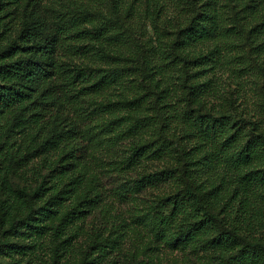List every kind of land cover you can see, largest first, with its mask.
Wrapping results in <instances>:
<instances>
[{"label": "trees", "instance_id": "obj_1", "mask_svg": "<svg viewBox=\"0 0 264 264\" xmlns=\"http://www.w3.org/2000/svg\"><path fill=\"white\" fill-rule=\"evenodd\" d=\"M141 1L111 0V9L116 14L127 12L135 21L143 6ZM147 1L158 8L154 11L157 21L164 24L160 32L155 30L163 39L156 46L155 56L164 66L174 64V99L178 101L174 103V136H180L175 147L180 157L174 174L169 170L150 172L136 183L144 191L172 177L182 184L181 189L154 205L156 241L150 244L164 241V228L170 221H175L178 239H196L207 228L217 226L220 229L216 243L233 250L234 261L264 264V222L260 224L258 208L253 206L249 214L244 207L247 201L238 202L255 181L264 186V116L260 111L246 113L244 109L234 111L232 116L216 117L217 106H207L202 100L209 82H199L200 69L217 68L229 44L237 46L244 41L254 47L264 38V1ZM43 5L44 0H0V171L6 170L11 161L1 139L6 128L23 136L18 148L36 144L32 151L38 153V158L57 153L78 158L86 145L84 130L89 126L91 102L103 97L123 76L121 71L103 70L108 61L117 57L116 52L120 53L116 46L108 45L109 25L114 22L98 17L104 1L77 3L75 15L68 20V11L50 19ZM261 47L263 43L257 46ZM204 48L208 50L206 54L202 53ZM146 63L144 69L153 64V59H146ZM156 95L155 101L160 93ZM171 109L157 106L158 113L164 111L160 116L168 122L162 129L170 123ZM154 145L151 142L136 147V160L159 157L161 150L153 151ZM203 151L214 153L219 166L226 157L236 178L227 172L218 175L214 165L200 172L199 166L207 163L201 156ZM28 154H24L25 159ZM202 173L217 180L207 193L202 190L207 180L201 182L198 178ZM230 184L234 189L225 192L231 195L229 202L215 210L205 195H217ZM42 188L38 186L29 197L40 202L44 199ZM232 202L239 215L237 220L229 218ZM84 208L88 211L79 214L91 213L92 206ZM53 214L52 209L43 208L35 218L28 217L13 229L29 237L41 235L46 227L40 222Z\"/></svg>", "mask_w": 264, "mask_h": 264}, {"label": "rangeland", "instance_id": "obj_2", "mask_svg": "<svg viewBox=\"0 0 264 264\" xmlns=\"http://www.w3.org/2000/svg\"><path fill=\"white\" fill-rule=\"evenodd\" d=\"M89 1L44 0L43 10L50 19L68 11V20L75 15L77 3ZM102 1V15L98 17L114 22L109 23L108 45L120 52L103 70L121 71L123 76L103 97L91 102L89 126L84 130L86 145L76 159L62 153L38 158L32 151L36 144L18 148L23 136L14 129L3 130L1 139L11 161L0 171V264H239L233 260V250L216 243L217 226L207 228L196 239H178L175 221H170L164 228V241L154 243L157 228L153 207L182 184L172 177L144 191L136 182L150 172L169 170L174 174L180 157L175 149L180 136H174V103L178 102L174 99V64L164 66L155 56L156 46L163 40L155 30L160 32L164 24L157 21L154 11L158 8L152 2L141 1L143 6L134 21L127 12H113L111 0ZM262 43L264 38L258 45ZM258 45L249 47L244 41L237 46L229 44L217 68L200 69L205 74L200 73L199 82H209L202 100L207 106H217L216 117L232 116L244 109L246 113L260 111L264 116V109L260 110L264 108V47L258 49ZM207 52L206 48L202 51ZM150 58L153 64L144 69ZM156 92L160 93L157 101ZM157 106L173 108L167 128L161 127L168 122ZM151 142H155L153 151L161 150L159 157L137 161L136 147ZM201 156L207 163L199 166L200 172L214 165L218 175L227 172L235 177L226 157L219 166L211 151H203ZM198 178L207 180L204 193L217 183L212 175L202 173ZM260 184L255 181L248 186L247 194H241L238 202L247 201L244 207L249 214L253 206L258 208L263 224L264 186ZM41 185L44 199L32 200L29 196ZM231 185L217 195H205V200L219 211L229 202L231 195L225 192L234 189ZM234 204H230L229 218L237 220ZM85 205L92 206L87 216L79 214L88 211ZM43 208L52 209L54 214L40 222L46 227L41 235L29 237L13 229L28 217L35 218Z\"/></svg>", "mask_w": 264, "mask_h": 264}]
</instances>
